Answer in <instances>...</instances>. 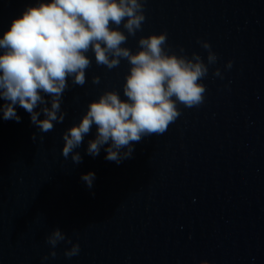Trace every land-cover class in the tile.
Here are the masks:
<instances>
[{
    "label": "water",
    "instance_id": "water-1",
    "mask_svg": "<svg viewBox=\"0 0 264 264\" xmlns=\"http://www.w3.org/2000/svg\"><path fill=\"white\" fill-rule=\"evenodd\" d=\"M28 3L36 0H0V34ZM144 11L124 45L132 51L141 36L166 31L174 51L207 63L197 40L211 44L218 60L204 103L179 105L163 134L133 142L119 164L103 149L86 154L93 127L74 164L61 154L62 133L103 91L125 98L129 69L125 59L98 66L89 52L86 83L63 94L62 123L41 133L19 106V122L0 119V264H41L57 227L81 250L68 259L61 243L46 264H264V0H146ZM90 171L88 188L81 176Z\"/></svg>",
    "mask_w": 264,
    "mask_h": 264
},
{
    "label": "clouds",
    "instance_id": "clouds-1",
    "mask_svg": "<svg viewBox=\"0 0 264 264\" xmlns=\"http://www.w3.org/2000/svg\"><path fill=\"white\" fill-rule=\"evenodd\" d=\"M145 4L146 0H36L26 4L0 34V100L4 101L0 119L19 122V106L30 114L39 132L52 130L66 116L63 94L70 85L86 83L93 56L98 66L109 70L127 60L129 69L122 85L125 98L116 90L103 91L87 104L79 121L62 133L61 154L74 164L82 161L76 149L93 127L95 135L87 141L86 154L96 157L103 149L106 160L119 164L132 156L133 142L163 134L181 115L179 105L203 104V80L218 60L207 40H197L207 51V63L195 52L189 57L183 47L179 54L174 51L166 31L141 36L135 51L124 46L129 36L142 30ZM231 67L229 60L225 68ZM213 75L223 79L219 68ZM99 82V76L92 77L93 84ZM32 139L36 140L35 134ZM81 180L91 188L95 173L82 174ZM45 242L49 253L41 257V264L57 256L61 243L70 245L64 248L68 259L81 250L79 242L59 227L46 235Z\"/></svg>",
    "mask_w": 264,
    "mask_h": 264
}]
</instances>
